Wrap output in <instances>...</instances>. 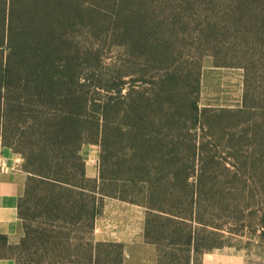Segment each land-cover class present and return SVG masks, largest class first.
I'll return each instance as SVG.
<instances>
[{"label": "rangeland", "instance_id": "rangeland-1", "mask_svg": "<svg viewBox=\"0 0 264 264\" xmlns=\"http://www.w3.org/2000/svg\"><path fill=\"white\" fill-rule=\"evenodd\" d=\"M13 11L28 61L13 64L21 76L11 79L1 78L0 65V89L14 84L11 95L25 103L0 112L2 143L23 163L18 150L48 157L54 140L42 130L69 125L37 121L38 96L20 94L21 83L38 67L60 74L56 82L78 79L81 86L47 96L45 111L61 116L88 103L105 112L122 129L110 125L99 146L105 176L121 178L122 163L132 161L134 178L148 181L141 187L159 200H179V216L191 218L196 196L195 214L206 224L198 233L197 222L173 223L104 196L92 240H59L57 258L87 264L91 244L116 243L123 264H159L172 252L169 243H184L191 233L197 243L219 247L192 264H264V0H15ZM3 52L8 47L0 45ZM22 181L24 195L25 175ZM114 184L103 186L107 194ZM24 200L20 239L0 241L1 255L17 254L28 232L50 222ZM176 253L183 264L187 253Z\"/></svg>", "mask_w": 264, "mask_h": 264}, {"label": "trees", "instance_id": "trees-1", "mask_svg": "<svg viewBox=\"0 0 264 264\" xmlns=\"http://www.w3.org/2000/svg\"><path fill=\"white\" fill-rule=\"evenodd\" d=\"M14 1L11 0L10 7H8V0H0V45L8 47L6 55L3 52L0 57L1 78L3 79L20 77L21 72L17 74L13 72V64L17 63L23 67L26 64L25 61H28L20 44L19 28H16L14 24ZM11 10L12 16L10 17L8 11L11 12ZM70 74L71 71L67 69L66 75L70 76ZM59 76L60 74L57 76L49 74L46 69L38 67L29 74L23 83L19 82L22 85L20 94L33 91L34 95L38 96V101H35L34 104L36 107H41V111L38 110L37 112V121L43 123L59 120L63 126L65 124L69 125L60 130H53L52 127H49L48 133L42 130V135H49L50 137H47L54 140V143H52L54 148L49 149L51 154L48 157L43 156L38 160L34 159L31 154L18 150L24 158L25 172L24 195L21 193L19 199V218L23 219L25 216L24 198H28L26 203H28L29 208L27 209H32L34 212L38 210L41 214L48 216L50 222H46L44 227L39 226L28 232V236L26 235L15 248L18 251L17 254H0V257L12 258L16 264H77L76 261L64 262L57 258L56 251L63 247V243L59 240H92L90 236L93 233L94 222L98 216L100 198L104 196L115 197L121 201L138 205L148 212V216L167 215L169 220H173V223L177 219L183 223L187 221L197 222L202 226L198 233L205 232L206 224L195 214V210L197 211V208L195 209L197 206L196 196H191V204L193 205L191 218L179 216L173 210L174 207H179V200L173 195L168 198L169 200H159L153 190L146 188V186L141 187L140 185H146L148 181L134 178L130 164L132 161L128 163V160H124L122 163L123 168L120 170L122 177L119 179L105 176L102 167L99 169L97 180L88 179L83 173L72 171L73 166L80 164V152L83 145L94 144L102 147L110 134V125L115 126L113 129L120 132H122V129H120L121 125L117 126V122L109 121L105 116V112L91 111L88 103L82 105L79 103L78 107H81L82 112L70 109L61 116H57L55 110L46 112L45 109L48 106L45 99L47 96H53L58 91L70 92L73 90V85L76 87L81 86L78 79L74 84L73 77L72 84H66L65 78L56 82ZM1 87L0 112L3 113L6 106L11 105V103H17L15 108L25 103L21 100L24 99V96L15 99L11 95L14 91H17L14 84ZM4 89L6 90L4 91ZM196 109H199L198 100L195 102ZM52 136L54 138H51ZM4 145L13 147V145ZM103 152L104 149L100 154L102 161L105 158ZM67 153H73L74 158H68ZM75 179H79L81 184L74 183ZM107 182L115 183V192L107 194L108 192L103 189ZM84 183L90 185L87 186ZM135 193L142 197L141 200L135 198ZM149 226V221H147L146 231H149ZM0 241L5 243L4 238ZM4 245H2V248H4ZM168 246L172 252L160 256L159 264H180L175 260L177 251L186 252L188 255L184 258L185 262L183 264H192L193 260L197 259L199 255H204L212 249L219 248L215 245L208 246L197 243L191 233H189L186 242H171ZM103 250L106 253L104 257H101ZM84 261L87 264H123V250L116 243L91 244L88 256Z\"/></svg>", "mask_w": 264, "mask_h": 264}, {"label": "crops", "instance_id": "crops-1", "mask_svg": "<svg viewBox=\"0 0 264 264\" xmlns=\"http://www.w3.org/2000/svg\"><path fill=\"white\" fill-rule=\"evenodd\" d=\"M80 164L72 171L83 173L86 178L99 177V146L85 144L80 152ZM24 163L12 147L0 140V240L20 239L19 199L22 193ZM0 264H16L9 257H0Z\"/></svg>", "mask_w": 264, "mask_h": 264}]
</instances>
